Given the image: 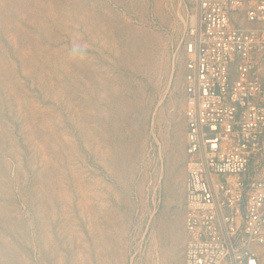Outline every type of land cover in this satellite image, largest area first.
<instances>
[{
    "label": "rangeland",
    "instance_id": "1",
    "mask_svg": "<svg viewBox=\"0 0 264 264\" xmlns=\"http://www.w3.org/2000/svg\"><path fill=\"white\" fill-rule=\"evenodd\" d=\"M192 5L0 0V264H184Z\"/></svg>",
    "mask_w": 264,
    "mask_h": 264
},
{
    "label": "built area",
    "instance_id": "2",
    "mask_svg": "<svg viewBox=\"0 0 264 264\" xmlns=\"http://www.w3.org/2000/svg\"><path fill=\"white\" fill-rule=\"evenodd\" d=\"M184 264H264V0H192Z\"/></svg>",
    "mask_w": 264,
    "mask_h": 264
}]
</instances>
